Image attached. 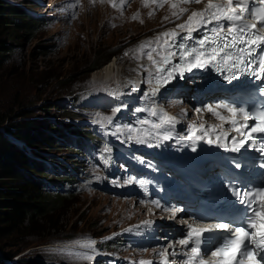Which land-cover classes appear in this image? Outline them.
<instances>
[{
    "label": "rangeland",
    "instance_id": "obj_1",
    "mask_svg": "<svg viewBox=\"0 0 264 264\" xmlns=\"http://www.w3.org/2000/svg\"><path fill=\"white\" fill-rule=\"evenodd\" d=\"M31 10L38 12L39 7L33 6ZM132 12L138 13L136 19L130 17ZM157 17L146 16V11L136 1L131 3L124 14H116L105 3L86 0L73 20L65 21L63 15L60 19L64 22L44 27L27 21L28 32L14 30L10 33H0V38L10 44L3 60H0V114L10 117L16 126L23 122L32 125L36 122L32 118H42L43 122L37 121L41 126L37 136L42 137L48 135V127L51 124L55 126L50 127L55 134L57 122L52 118L59 120V116H54L55 114L69 109L75 113L73 117L79 116L73 111V106H77L82 118L70 119L64 116V122L58 126L63 125L68 133L70 129L63 123L75 122L78 123L77 128L86 131L85 123L94 114L106 111L105 102L95 99L91 87L117 79L123 80L125 84L140 72L139 64L144 61L137 57L146 60V54L139 56L140 50L136 55L132 52L137 46L134 41L141 35L157 30L156 25L160 23ZM95 47L116 53L99 68L88 72L90 63H96L99 58L94 53ZM109 62L116 65L109 78L93 79V73ZM90 97H93L94 103ZM59 104L62 105L61 108ZM7 122L0 126V130L7 127ZM29 130L33 132L30 127ZM47 146H41L42 153L47 152L44 155L46 159L58 155L47 151ZM55 149L59 152L60 145ZM62 153L67 157L66 164L76 160L77 163H73L74 168L80 169L87 165V161L81 165L84 163L82 160L86 159H79L77 149L68 142ZM39 186L50 194L45 185ZM81 192L65 197V202L60 206V212L69 211L67 215L62 212L68 217L64 225L53 228L54 224L46 226L47 224L38 222L37 225L26 224L25 228L10 234H0V252L8 253V259L13 264H27L34 260L42 264H85L90 262V254L89 248L82 246L89 242L81 240L84 237L71 239L75 240L70 242L73 247L71 248L61 246L63 240H45L43 235H63L70 230L89 233L100 226L104 229L103 237L111 239L115 229L137 220L143 212L139 207L132 205V202L110 199L98 191ZM85 235L87 234L83 236ZM102 246L103 244H100V247ZM106 250H112V247H107Z\"/></svg>",
    "mask_w": 264,
    "mask_h": 264
},
{
    "label": "snow or ice",
    "instance_id": "obj_2",
    "mask_svg": "<svg viewBox=\"0 0 264 264\" xmlns=\"http://www.w3.org/2000/svg\"><path fill=\"white\" fill-rule=\"evenodd\" d=\"M153 2L157 4V7H163L165 0H153ZM182 2L201 3L202 0H182ZM124 3L125 0H118V2L112 0L113 7ZM251 3L253 0H224L221 3L208 0L203 10L192 11L184 23L178 24L171 31L161 33L155 41H148L145 45H141V54H146L152 64V69H145L148 83L155 84L151 93L145 95H154L177 76L183 78L184 73L191 72L194 68L209 66L218 72L226 71L228 75L224 78L228 81L240 75L264 80V0H258L256 6H250ZM171 7L176 9L177 4L173 3ZM187 11L186 8H180L178 12L173 11L172 16L179 19ZM149 15L153 13L150 12ZM136 18L137 16H133V19ZM165 19L168 18L165 17ZM202 29L203 35L194 38L193 33H199ZM153 53L159 59L154 58ZM174 60L178 62L174 63ZM205 110L217 119L231 124L233 131L242 137L232 138L230 151L240 152L246 143H257L255 138L261 136L259 150L264 155V135H262L264 134V109L249 111L229 103H218L207 105ZM220 110L230 115H222ZM119 111L120 108L116 107L113 115ZM151 115L156 116L157 112L152 110ZM112 119L111 116H105L98 122L111 124ZM249 120L253 121L251 126L248 124ZM175 121V117L165 113L160 117L159 123H152L149 120H144L142 123H151L153 129H161L165 124H174ZM203 128L204 125L201 124L196 130ZM119 132L121 129L117 127L112 134ZM227 135L222 133L216 140H223ZM127 138L129 141L140 144L146 143L148 139L142 135V130L137 128H129ZM169 138L168 135L163 136V139ZM208 142L213 143L211 139ZM222 146L228 148L227 144ZM193 150L195 151V148ZM104 151L110 152L111 149L105 147ZM261 166L264 167V165ZM235 167L240 168L241 164L236 163ZM133 179L127 180L126 183H132ZM245 188L246 190H242L233 186L232 194L237 198V202L244 206L243 218L237 226L233 227L230 223L224 222L209 223L202 227L188 225L189 231L185 234V238L178 241L184 247L193 245L184 254L186 264H209V261L202 256L201 238L205 233H212L215 230H220L226 235H223L219 244L210 251V255L214 258L211 264H249V259L255 261L257 251L264 253V186L255 188L245 186ZM153 203L157 207L160 206L158 201ZM179 211L178 208L172 209V217H175ZM150 223V221H144L143 225ZM94 245L95 241H89L82 246L93 248ZM165 254V252L159 253L161 256ZM260 259L264 260V255ZM140 264H152V262L140 261ZM161 264H169V262L165 259Z\"/></svg>",
    "mask_w": 264,
    "mask_h": 264
},
{
    "label": "trees",
    "instance_id": "obj_3",
    "mask_svg": "<svg viewBox=\"0 0 264 264\" xmlns=\"http://www.w3.org/2000/svg\"><path fill=\"white\" fill-rule=\"evenodd\" d=\"M27 21L32 22L21 11L0 0V33H10L14 30L28 32ZM9 47V42H5L4 39L0 38V60H3L4 53L9 50ZM94 53L99 58L96 63H90L88 72L99 68L116 52L108 49L106 51L98 50L95 47ZM63 112L65 116L72 114L69 109ZM32 120L36 121L32 125L23 122L16 126L10 117L0 114V126L8 121L6 123L7 127L5 126L0 130V234H10L25 228L26 224L31 226L37 225L38 222L45 223L47 224L46 226L54 224L53 228L64 225L68 217H65L62 212L67 215L69 211L60 212L59 208L65 202V197L76 195L60 196V194H54L50 191V194H47L39 186L43 185L41 179H47L45 167L32 157L41 152L42 145L57 146V142L55 141L53 130H51V128L55 127L53 124L48 127V135L41 137L37 136L40 134L39 130H41V126L37 121L42 120V118L39 120L38 118H32ZM41 122L43 120L39 121V123ZM29 127L33 132L29 130ZM49 136L52 138H48ZM14 139L22 141L24 145L13 142ZM74 231L70 230L63 235L48 233L49 237L43 235V239L51 241L65 240L84 234L101 236L104 229L97 226L89 233ZM102 244L105 246L107 243L103 242ZM8 255V253L2 254L0 252V264H6V261L10 258ZM30 263L42 264L36 260Z\"/></svg>",
    "mask_w": 264,
    "mask_h": 264
},
{
    "label": "bare ground",
    "instance_id": "obj_4",
    "mask_svg": "<svg viewBox=\"0 0 264 264\" xmlns=\"http://www.w3.org/2000/svg\"><path fill=\"white\" fill-rule=\"evenodd\" d=\"M33 7V6H32ZM32 13H37V11L35 10H31ZM146 52V51H145ZM144 54H142L143 56ZM139 56H141V53L139 54ZM153 56L154 58H157L158 56H155V54L153 53ZM159 59V57H158ZM146 60H144V63L142 62V64L140 65V67H144L146 66V63H145ZM116 69V65L114 62H109L107 63L105 66H103L102 69H100L99 71H96L95 73H93L92 75V78L93 79H97V78H100V79H105V78H109V76L113 73V71ZM147 69H152V68H149L147 67ZM119 70V69H118ZM147 73V72H146ZM141 75H143V72L141 73ZM146 79L144 82H148V79H147V75L145 76ZM123 81V80H122ZM126 85L128 84H132V80L130 79L129 81H127V83H125ZM149 85V84H148ZM204 84L201 85V87H203ZM227 125V123H221V126L222 127H225ZM66 126V125H65Z\"/></svg>",
    "mask_w": 264,
    "mask_h": 264
}]
</instances>
